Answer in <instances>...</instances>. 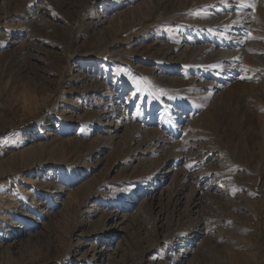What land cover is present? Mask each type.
<instances>
[{
    "label": "rangeland",
    "instance_id": "1",
    "mask_svg": "<svg viewBox=\"0 0 264 264\" xmlns=\"http://www.w3.org/2000/svg\"><path fill=\"white\" fill-rule=\"evenodd\" d=\"M0 34V264H264V0H0Z\"/></svg>",
    "mask_w": 264,
    "mask_h": 264
},
{
    "label": "bare ground",
    "instance_id": "2",
    "mask_svg": "<svg viewBox=\"0 0 264 264\" xmlns=\"http://www.w3.org/2000/svg\"><path fill=\"white\" fill-rule=\"evenodd\" d=\"M0 39H3V35H2V34H0ZM227 53H228V52H227ZM224 56H226V54H225ZM228 57H229V56H228ZM228 57H227V58H228ZM227 58H226V59H227ZM3 190H4V189H3ZM0 191L2 192V187H0ZM10 202H11V201H10ZM0 218H1V217H0ZM0 263H1V262H0Z\"/></svg>",
    "mask_w": 264,
    "mask_h": 264
},
{
    "label": "trees",
    "instance_id": "3",
    "mask_svg": "<svg viewBox=\"0 0 264 264\" xmlns=\"http://www.w3.org/2000/svg\"><path fill=\"white\" fill-rule=\"evenodd\" d=\"M30 123H32V120H29L26 124H30Z\"/></svg>",
    "mask_w": 264,
    "mask_h": 264
}]
</instances>
